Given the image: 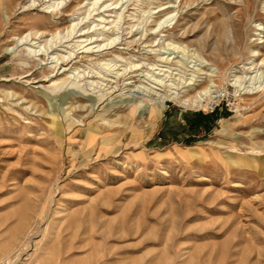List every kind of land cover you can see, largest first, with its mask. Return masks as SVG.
<instances>
[{
    "label": "rangeland",
    "instance_id": "obj_1",
    "mask_svg": "<svg viewBox=\"0 0 264 264\" xmlns=\"http://www.w3.org/2000/svg\"><path fill=\"white\" fill-rule=\"evenodd\" d=\"M63 1L0 0V264H264V0Z\"/></svg>",
    "mask_w": 264,
    "mask_h": 264
},
{
    "label": "bare ground",
    "instance_id": "obj_2",
    "mask_svg": "<svg viewBox=\"0 0 264 264\" xmlns=\"http://www.w3.org/2000/svg\"><path fill=\"white\" fill-rule=\"evenodd\" d=\"M65 1V0H64ZM63 1V2H64ZM37 2V1H36ZM50 2V1H49ZM97 2V1H96ZM53 3H54V1H53ZM58 4V6L60 5V2H55L54 4ZM66 3V2H65ZM46 4V3H45ZM53 4V5H54ZM48 5H46L45 7H47ZM49 7H51V6H48L47 8H49ZM57 7V6H56ZM56 7H54V9L56 8ZM45 11H46V8H45ZM47 11H49V9L47 10ZM52 10H50V12H51ZM53 11H55V10H53ZM52 11V12H53ZM114 11V10H113ZM77 31V30H76ZM73 32H74V29H73ZM72 31L70 32V33H73ZM32 35V34H31ZM35 35H36V37L38 36V33L36 32L35 33ZM58 36V35H57ZM55 37V36H54ZM67 37V36H66ZM26 38H28L29 39V34H28V36L26 37ZM33 40V38H31V41ZM46 40V39H45ZM57 40V39H56ZM55 42V39L53 40V43ZM46 43H48V42H46ZM71 44V43H70ZM39 45V44H38ZM52 45V44H51ZM45 46V45H44ZM48 45H46V50H45V52H43V55H44V53L45 54H48V47H47ZM68 46V45H67ZM104 46V45H103ZM39 47V46H38ZM43 48V47H42ZM41 48V49H42ZM40 49V48H39ZM40 49V50H41ZM102 49V48H101ZM44 50V49H43ZM38 52L39 51H37V50H35V54L34 55H39L38 54ZM34 53V52H33ZM33 55V54H32ZM42 55V54H41ZM66 55V54H65ZM255 56H257L258 55V53H256L255 52V54H254ZM60 57L58 58V60H55L54 62H56L57 64H59V62L61 61V63H64L66 60H68V59H70L71 58V56H72V53L70 54V56H69V58H67V56H61V55H59ZM69 63H70V61H69ZM260 64H263V66H264V59L262 60V62L260 63ZM63 65V64H62ZM61 68V67H60ZM59 68V69H60ZM58 69V70H59ZM67 70V68H65L63 71H66ZM105 74V73H104ZM193 82H191V84H192ZM190 84V83H189ZM213 86H209L208 88H206V89H204L203 91H201L199 94H198V96L197 97H195L194 99H191V98H183L179 93H177V94H175L174 96H173V99H179L180 98V100H181V102L184 104V105H186V106H198V104L200 103V102H202L203 100H204V97L203 96H208V95H210L211 93H212V88ZM176 93V92H175ZM211 96V95H210Z\"/></svg>",
    "mask_w": 264,
    "mask_h": 264
},
{
    "label": "trees",
    "instance_id": "obj_3",
    "mask_svg": "<svg viewBox=\"0 0 264 264\" xmlns=\"http://www.w3.org/2000/svg\"><path fill=\"white\" fill-rule=\"evenodd\" d=\"M219 110H215L212 114H204V113H199L198 116L195 118L194 121L191 122V126L193 128H200L204 127L206 130L209 129V124H210V119L214 118V114L216 115Z\"/></svg>",
    "mask_w": 264,
    "mask_h": 264
}]
</instances>
